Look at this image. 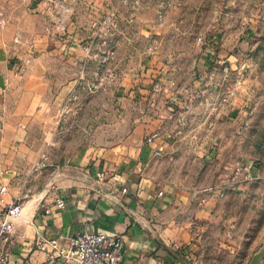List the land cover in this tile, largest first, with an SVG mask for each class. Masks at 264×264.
<instances>
[{"label":"crops","instance_id":"crops-1","mask_svg":"<svg viewBox=\"0 0 264 264\" xmlns=\"http://www.w3.org/2000/svg\"><path fill=\"white\" fill-rule=\"evenodd\" d=\"M110 1L122 23L112 59L120 77L109 90L90 92L79 79L81 43ZM127 1L70 0L63 28L48 33L53 20L41 0H0L6 18L0 26V185H6L9 201L23 202L7 244L8 264H75L48 258L34 241L38 234L81 231L119 234L118 264H155L164 246L190 242L193 225L211 216L215 199L207 195L200 202L206 194L180 185L183 177L190 178L177 173L178 161L188 168L209 159V143L188 147L171 137L173 93L152 92L151 81L164 78L163 70L156 56H145L154 30L142 0L135 10ZM16 34L34 43L31 68L21 75L14 73L13 62L26 43H15ZM95 64L89 61L88 77ZM74 87V113L59 121L61 104ZM154 130L161 135L147 143ZM156 146L173 152L174 159L154 156ZM180 153L186 158H176ZM96 171H104L105 179L97 180ZM57 197L64 198V208L56 205ZM2 209L0 204V217Z\"/></svg>","mask_w":264,"mask_h":264},{"label":"rangeland","instance_id":"rangeland-1","mask_svg":"<svg viewBox=\"0 0 264 264\" xmlns=\"http://www.w3.org/2000/svg\"><path fill=\"white\" fill-rule=\"evenodd\" d=\"M142 2L156 38V63L164 79L177 82L172 108L186 110L192 134L209 143L205 162L186 168V161H178L180 177L192 179L183 177L179 184L215 199L211 216L193 225L190 242L164 246L155 264H248L264 251V0ZM223 61L231 67L229 82L238 74L242 82L231 103L212 108L204 93L213 99L215 85H207L205 77L213 64ZM238 164L254 168L251 177L232 183ZM219 187L224 194L214 198L210 190ZM258 264H264V252Z\"/></svg>","mask_w":264,"mask_h":264},{"label":"built area","instance_id":"built-area-1","mask_svg":"<svg viewBox=\"0 0 264 264\" xmlns=\"http://www.w3.org/2000/svg\"><path fill=\"white\" fill-rule=\"evenodd\" d=\"M70 0H41L45 5V11L53 20V25L46 27V32L51 33L53 27L63 28V14L70 9ZM122 3L127 4V0H121ZM130 8L135 10L138 7L139 0H130ZM164 15L161 11L158 14V22L162 24ZM6 18L4 13L0 10V26L5 25ZM121 20L117 6L110 1L107 8L98 20L92 23L91 33L87 39L81 43L85 55L80 64L79 79L85 82V87L90 92L107 91L112 88L119 80L120 72L112 64L114 58V48L116 45L117 35L121 32ZM13 41L17 44L23 45L26 43V48L18 54L14 59L15 74L19 75L27 72L32 65L34 54V43L31 41H24L19 34H16ZM202 38L198 37V42ZM156 38L151 35L148 40L145 52L154 55L156 52ZM214 53V51L212 52ZM155 56V55H154ZM91 59L96 60L95 67L91 75L88 77V65ZM230 66L227 62H219L213 64L212 68L207 72L205 83L207 85H215V95L213 99L204 93V102L212 105V108H222L231 103L236 96L242 82L241 76L238 74L229 82ZM78 81V75H77ZM177 82L175 79H164L161 76L156 77L151 81V90L158 94L165 90H175ZM78 99V92L76 87L64 98L61 104L59 121L66 122L74 113L75 104ZM193 129H190L189 115L184 109L176 111V120L172 128V138L175 141H185L189 145H201L202 142L195 138L192 134ZM161 133L159 130H154L147 134L145 141L153 143ZM169 154L161 147H154L153 155L161 157ZM251 165V164H250ZM247 164H238L230 176L232 183H238L251 177V166ZM106 177L104 171H96L95 178L97 180H104ZM122 192L127 191V187L121 188ZM210 192L216 198L221 197L224 192L219 187ZM163 192L159 191L161 195ZM208 195V194H207ZM202 196L199 201H206V196ZM56 205L64 208L66 202L63 197L56 198ZM0 204H2V214L0 217V264H8L10 251L7 244L11 239V232L14 225V220L22 217L23 202L20 200L9 201L7 199V187L5 184L0 185ZM35 248L44 251L48 258H62L64 260H71L75 264H118L122 258V237L117 233H107L103 231H81L73 235L64 236L59 235H45L38 234L34 241Z\"/></svg>","mask_w":264,"mask_h":264},{"label":"water","instance_id":"water-1","mask_svg":"<svg viewBox=\"0 0 264 264\" xmlns=\"http://www.w3.org/2000/svg\"><path fill=\"white\" fill-rule=\"evenodd\" d=\"M264 251H260L258 253H256L252 259L250 260V262L248 264H258L260 257L262 256Z\"/></svg>","mask_w":264,"mask_h":264}]
</instances>
